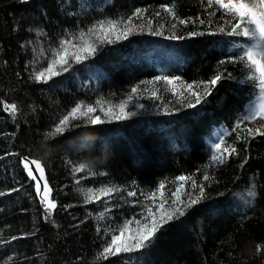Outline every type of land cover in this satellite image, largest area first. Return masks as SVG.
Instances as JSON below:
<instances>
[{
	"label": "trees",
	"instance_id": "1",
	"mask_svg": "<svg viewBox=\"0 0 264 264\" xmlns=\"http://www.w3.org/2000/svg\"><path fill=\"white\" fill-rule=\"evenodd\" d=\"M166 7L189 23L178 24ZM129 18L140 27L127 39L92 37L94 56L81 63L70 56L68 71L35 79L62 40L80 43V33L100 21ZM229 19L207 0H0V264H264V136H248L259 122L244 120L262 91L238 62L254 42L228 35ZM36 37L41 51L34 53ZM220 72L225 78L205 95L204 83ZM161 76L180 77L176 89L156 80ZM190 91L201 95L195 108L186 106L195 102ZM98 101L115 111L127 102L134 115L109 120ZM80 103L95 106L106 122L72 120L55 133ZM9 104L17 106L14 115ZM221 139L236 152L217 164L211 157ZM25 156L44 168L56 204L50 212ZM80 164L87 168L77 172ZM161 183L166 201L181 184L184 201L200 185L204 196L143 250L102 258L127 222L135 230L148 207L156 210Z\"/></svg>",
	"mask_w": 264,
	"mask_h": 264
},
{
	"label": "snow or ice",
	"instance_id": "2",
	"mask_svg": "<svg viewBox=\"0 0 264 264\" xmlns=\"http://www.w3.org/2000/svg\"><path fill=\"white\" fill-rule=\"evenodd\" d=\"M210 7L218 6V10H223V13L227 15L230 19L227 21L231 25L228 35H235L248 38L253 41L249 47L242 50V55L239 56L238 62L244 65L249 70V79L253 81H258L259 88L262 93H264V0H207ZM142 11L138 9L134 15L139 18L142 15ZM165 11L169 12L178 24L184 25L189 23V21L180 19L176 17L174 11L170 7H166ZM215 13H210L214 15ZM159 15V13L157 14ZM151 24V21L148 22ZM201 24L204 23L203 20L200 21ZM134 26L132 20L129 18L125 21L117 20H107L100 21L97 25L90 28L87 32H81L78 39L80 43H76V37L71 39H64L60 42V47L53 52V60L49 64V67L44 71L38 72L35 79L41 82H47L51 80L54 76H59L61 71H68L69 58L81 63L87 60L90 56H94L97 51V44L93 41L92 37H95L100 43L108 42L111 43L112 40L109 36H114L115 40H120L121 38L127 39L129 34L132 32ZM176 27V24H173ZM220 32H224V28L219 29ZM157 35L161 34L159 32L155 33ZM191 36L197 35L196 32L189 33ZM180 39L182 37H172ZM71 50V51H70ZM229 63L237 62L235 60L229 59ZM223 63V62H222ZM223 78H225L224 73L220 72L214 75L209 81L204 83V93L205 95H210L209 86H216ZM157 81L163 80L168 85H171L173 90L176 89V82L180 80V77L173 76H161L156 78ZM188 90L193 88V85H186ZM140 91L139 87H134L132 93L135 94ZM190 95L195 98V102H189L186 106L189 108H195L196 105L201 103V95L199 92L190 91ZM153 96L156 93L153 92ZM158 98V97H157ZM131 99V97L129 98ZM101 105L100 111L103 112L104 116L109 118V120H126L134 113L127 111V102H123L116 106L118 111H115L112 106L107 108L103 107V104L98 101ZM141 109L144 105H139ZM6 111H10L13 115L17 111V106L15 104H9L5 106ZM97 108L93 105H84L83 103L74 106L67 115H65L55 128V133H63L66 128L70 126L72 120H83L86 125L97 126L106 122L102 119L100 115H96ZM245 121H258V126L254 128H247L248 136L261 135L264 136V102L260 103L258 106H253L249 109V114L245 115ZM74 127H80L79 124L74 125ZM239 128L240 125H237ZM224 141L221 139L219 142L214 143L213 147L215 149V154L212 155L211 159L217 164H223L227 157L235 154L236 149L234 147L228 146L223 147ZM246 162V161H245ZM35 166L36 172L40 174V179L34 174L33 167ZM23 167L27 170V175L31 177L35 183V189L37 194L41 195V203L46 204V209L50 212L56 208V204L51 200L50 192L51 189L47 183V180L43 178L44 168L40 161L29 160L24 158ZM87 168L86 164H80L76 169L77 172L84 171ZM43 179V191H41V182ZM180 181H187L192 179L191 177L180 176L178 177ZM203 179L208 181L210 177L204 175ZM165 185L161 183L159 186V196L162 202H160L156 210L148 207L146 209L147 215L143 217V220H136L135 223L138 227L133 230L130 228L131 221L127 222L123 228L119 230V234L113 235L110 242L104 247L101 252V257L106 259L108 256L119 255L121 253H132L135 251H141L146 248L152 239L156 236L157 232L164 227L165 224L171 222L174 219H178L180 216L185 214V210L193 205H196L204 196V186H199V195L195 198H189L187 201L181 200L180 191L183 188L177 189L172 193V206L165 208L167 203L163 200L165 195L163 189ZM192 187L196 188V182L193 181ZM91 191V190H89ZM114 191L113 189L101 190L102 195H108ZM129 195L135 196V192H130ZM156 193L151 194V199L155 203ZM90 199L93 197H89ZM257 251H261L260 246H257Z\"/></svg>",
	"mask_w": 264,
	"mask_h": 264
},
{
	"label": "rangeland",
	"instance_id": "3",
	"mask_svg": "<svg viewBox=\"0 0 264 264\" xmlns=\"http://www.w3.org/2000/svg\"><path fill=\"white\" fill-rule=\"evenodd\" d=\"M249 2H251V0H249ZM39 38L36 37V39L34 40V46H33V51L34 53L35 52H40L41 51V46H40V42L38 40ZM264 102V93H261L260 96L258 97V100L256 102V104L254 106H258L260 103ZM253 107V106H250V108ZM249 108V109H250ZM248 109V111H249ZM37 174L40 176V174L37 172ZM43 178L46 179V175L43 174ZM42 183H43V179H41ZM43 191V190H42ZM51 199V197H49ZM184 198H181V200H183ZM52 200V199H51ZM172 200H173V197L171 198V200L167 201L166 205H165V208H169L170 206H172ZM159 204V203H158ZM132 229V228H131ZM134 230V229H133Z\"/></svg>",
	"mask_w": 264,
	"mask_h": 264
},
{
	"label": "water",
	"instance_id": "4",
	"mask_svg": "<svg viewBox=\"0 0 264 264\" xmlns=\"http://www.w3.org/2000/svg\"><path fill=\"white\" fill-rule=\"evenodd\" d=\"M24 158H28L27 156H25ZM29 160H31L30 158H28ZM31 167H33V171H34V174L35 175H37V177H38V179H40V176L37 174V172H36V170H35V166L33 165V166H31ZM40 182H41V191L43 190V183H42V181L40 180ZM49 188L51 189V187L49 186ZM52 193V189H51V192H50V194Z\"/></svg>",
	"mask_w": 264,
	"mask_h": 264
}]
</instances>
